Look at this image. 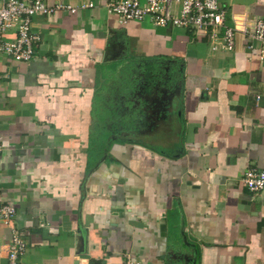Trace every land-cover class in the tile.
Wrapping results in <instances>:
<instances>
[{
	"label": "crops",
	"instance_id": "obj_1",
	"mask_svg": "<svg viewBox=\"0 0 264 264\" xmlns=\"http://www.w3.org/2000/svg\"><path fill=\"white\" fill-rule=\"evenodd\" d=\"M109 0L36 15L31 61L0 54V195L20 264H264V59L238 33L123 24ZM264 18V0H219ZM11 228L0 219V264Z\"/></svg>",
	"mask_w": 264,
	"mask_h": 264
},
{
	"label": "built area",
	"instance_id": "obj_2",
	"mask_svg": "<svg viewBox=\"0 0 264 264\" xmlns=\"http://www.w3.org/2000/svg\"><path fill=\"white\" fill-rule=\"evenodd\" d=\"M93 6V3L51 4L49 0H0V54L15 61H31L35 46L41 40L34 28L36 15H54L61 11L77 13ZM107 9L123 24L150 18L156 26L183 27L196 34L210 35L213 49L234 50L236 36L242 33L247 40L258 43L259 57L264 59V18L238 13L229 24L219 0H109ZM4 147L0 141V152ZM243 181L252 192L263 190L264 168L247 169ZM16 214V206L0 195V219L11 228L8 264H20L28 248L27 240L14 224ZM122 264L143 263L127 255Z\"/></svg>",
	"mask_w": 264,
	"mask_h": 264
}]
</instances>
